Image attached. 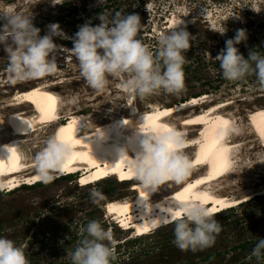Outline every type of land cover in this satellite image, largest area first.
<instances>
[{
  "label": "rangeland",
  "instance_id": "1",
  "mask_svg": "<svg viewBox=\"0 0 264 264\" xmlns=\"http://www.w3.org/2000/svg\"><path fill=\"white\" fill-rule=\"evenodd\" d=\"M0 9L33 16V24L41 30V36L50 34V25L59 24L63 32L72 38L79 27L89 21L92 26L99 25L101 21L97 17L101 13L109 19L117 11L125 15L138 14L142 22L138 39L153 51L158 46V34L172 30L177 21L184 23L196 39L186 52L183 67L185 89L178 95L161 92L143 99L130 97L122 91L120 80L110 84L105 93L97 94L79 76L78 62L70 50L72 39L59 37L53 38L61 49L56 53L57 73L24 82L26 88L22 91L51 85L65 101L64 105L68 103V107L64 108L70 113L64 109L63 119L66 120L68 113L79 111L80 117L94 126L107 123L115 116H125L132 106L139 113H144L154 109L155 104L172 107L193 97H197L201 104L207 96V104L187 108L176 117V123L184 124L183 117L193 116L196 112L205 113L211 106L229 102L227 113L233 130L229 140L241 148L238 147L240 150L234 159L232 173L215 186L225 190L224 194L230 198L244 201L214 215L222 231L212 247L196 252L181 251L173 243V224L147 235L139 229V232L122 230L112 217L116 214L112 212L110 202L128 201L135 197L127 196L134 180L123 183L126 179L122 176L119 181V176H116L90 185L91 182L83 175V180H80L75 176L60 178L55 173L50 183L0 194V236L23 247L30 264H70L66 249H73L85 235L81 230L89 221L96 220L112 232L117 242L115 264H230L233 258L237 260L233 264L244 258L246 262H252L251 252L258 239L264 238V149L255 147L251 142L254 138L241 140L236 133L251 132L253 123L248 118L255 110L264 108V89L257 85L254 76L242 82L226 81L214 57L225 48V41L232 39L239 29L247 32V40L236 45L240 53L247 58L251 51L257 50L264 56V0H106L103 5L99 0H64L63 4L57 5H53L51 0H12L10 3L0 0ZM3 23L0 20V27ZM220 31L226 32L222 35ZM5 55L0 48V99L1 96L19 94L15 88L22 84L11 82ZM5 82L7 86L4 87ZM21 107L17 108L22 110ZM198 129L191 139L198 138L201 132ZM191 130H186V134ZM50 134L39 135L42 139H36L32 134L33 137L22 141L33 142L36 139L37 142H45ZM36 146L37 143L32 147ZM190 153L191 159L194 151ZM193 170H198V173L191 171L186 182L163 185L159 196H166L201 173L200 167ZM93 188L105 197L99 206L89 199V190ZM120 215L115 218L119 219ZM143 235L147 236L139 237ZM245 243L249 244L248 249L242 251L239 247ZM259 263L263 264L264 260Z\"/></svg>",
  "mask_w": 264,
  "mask_h": 264
},
{
  "label": "clouds",
  "instance_id": "2",
  "mask_svg": "<svg viewBox=\"0 0 264 264\" xmlns=\"http://www.w3.org/2000/svg\"><path fill=\"white\" fill-rule=\"evenodd\" d=\"M105 2L99 0L101 5ZM51 3L63 4L64 0H51ZM97 18L101 21L99 25L92 26L90 21L81 25L74 38L68 37L59 24L50 25V34L41 36V30L33 24V16L0 9V20L4 21L0 27V48L6 53L4 57L7 58L11 82L24 83L57 73L56 53L61 49L53 38L59 37L72 39L70 50L78 62L79 76L97 94L105 93L116 80L121 81L126 95L140 99L161 92L178 95L184 91L185 56L192 47L191 42L196 39L184 23L177 21L172 30L158 34V46L153 51L138 39L142 30L138 14L125 15L117 11L111 19L104 13ZM225 32L219 33L223 35ZM246 40V30H237L232 39L225 41V48L214 59L218 61L226 81L242 82L254 76L257 85L264 89V56L255 50L245 58L236 47ZM230 131L222 128L220 133L224 136ZM138 135L140 150L133 157L123 154V159L128 162L140 188L152 192L167 182L183 183L193 169V162L185 152L184 133L175 127L149 128L145 123L139 128ZM73 152L74 145L60 134H53L35 155V168L43 182L22 184L11 192L0 191V194L50 183L55 173L64 170ZM66 177L70 176H60ZM89 199L99 206L105 197L93 188L89 190ZM162 223L173 224V243L181 251L196 252L210 248L222 231L213 212L199 199L178 203L176 210L169 209V215ZM159 226L153 221L154 228ZM81 231L85 233L84 237L73 249H66L70 264H115L117 242L111 231L96 220L89 221ZM251 258L257 262L264 260V238L258 239ZM0 264L30 262L23 247L0 236Z\"/></svg>",
  "mask_w": 264,
  "mask_h": 264
},
{
  "label": "bare ground",
  "instance_id": "3",
  "mask_svg": "<svg viewBox=\"0 0 264 264\" xmlns=\"http://www.w3.org/2000/svg\"><path fill=\"white\" fill-rule=\"evenodd\" d=\"M7 82L3 85L4 87L7 86ZM23 88H26L23 83L18 84L15 90L19 91V94L1 96L0 99L1 190L13 189L22 183L33 184L37 181H43L36 172L35 155L43 147L44 142L38 141V144L36 139H42V137L39 138V135L42 136L43 134L51 133L50 136L57 133L61 134V129H64V135H71L72 140L78 141V143L74 145V152L70 158L71 162L67 163L62 172H57L56 176L60 177L77 171H84L82 175L88 178L91 182L90 185L116 176H119V181L120 177L123 176L126 179L123 183H131L134 180L130 186L131 189L127 190V196L135 195L133 199L110 202L112 212L116 215L121 214L119 219L115 218L116 215L112 217L124 230L139 232L137 230L139 229L143 233V229L148 227L149 231L147 232L151 233L165 225L162 220L168 217L169 209L174 211L178 203L191 199L201 200V198L207 197L206 204H213L212 208L209 209H215L214 215L244 202L241 199L230 198L227 196L228 194H224L225 190L216 189L215 186L221 179L229 177L232 173L235 167L234 159L240 150L238 144L229 140L233 130L222 137L218 135L222 128L231 129L230 116L227 113L229 102L211 106L205 113L204 111L202 113L196 112L193 116L183 117L181 119L184 124L176 123V117L185 109H190L191 105L198 104L192 107L194 109L202 103V106L207 104V96H204L205 100H202L201 104L197 97H193L172 107H160L155 104L154 109L144 113H139L132 106L130 112H127L125 116H115L107 123L94 126L92 123L87 124L80 117L79 111L69 114L70 110L65 109L68 107V103L66 102L67 104L64 105L65 101L56 93L55 87L40 85L22 91ZM12 96L13 100L11 99ZM12 101L14 104H11ZM21 105L25 107L22 108ZM17 107H21L22 110ZM64 109L69 112L66 120L62 116ZM46 115L49 118H46ZM224 121L228 122L227 125H224ZM248 121L253 123L251 132L236 133V136L241 140L254 138L251 142L255 147L264 149V108L252 112ZM145 123L149 128L154 126L156 128L175 127L184 135L188 132L186 130L193 129L186 134L188 137L185 136V152L190 157V151H194L191 160L193 168L199 169L200 167V176L197 175L187 184L162 198L159 194H161L160 189L163 185L158 190L145 192L134 179L128 162L123 159V154L127 153L129 157H133L140 150L138 130ZM29 124L31 125L30 128ZM197 128L201 130L198 138L191 139L190 137L196 136ZM32 134L36 138L34 143L28 140V142L22 141L29 136L31 137ZM35 143L37 146L34 148L32 146ZM198 160L200 163H197ZM192 173L197 174L198 170L192 169ZM81 176L79 178L83 180L84 177ZM177 197H181V199L177 200ZM153 221L159 223L160 226L154 228ZM147 232L143 234H149Z\"/></svg>",
  "mask_w": 264,
  "mask_h": 264
},
{
  "label": "snow or ice",
  "instance_id": "4",
  "mask_svg": "<svg viewBox=\"0 0 264 264\" xmlns=\"http://www.w3.org/2000/svg\"><path fill=\"white\" fill-rule=\"evenodd\" d=\"M46 118H49V117H47V115H46ZM224 123V125H227V121H224L223 122ZM29 126V128L31 127V125L29 124L28 125ZM155 127V126H154ZM156 128V127H155ZM64 129H61V137L65 140V141H67L68 143H70V144H72V145H75L76 143H78V141H73L72 140V137H71V135H64ZM220 137H222V134L221 133H219L218 134ZM202 151H203V148H202ZM71 161L69 160L68 161V163H70ZM197 163H200V161L198 160L197 161ZM66 166H67V164L65 165V167H64V169L66 168ZM225 166H226V162H225ZM82 183H83V181H82ZM187 191V190H186ZM181 199V197H177V200H180ZM201 200H203L205 203L207 202V197H203V198H201ZM217 203H222V202H217ZM210 211H214L215 209H209ZM178 214V213H177ZM143 231L144 232H147V231H149V228L148 227H145L144 229H143Z\"/></svg>",
  "mask_w": 264,
  "mask_h": 264
},
{
  "label": "trees",
  "instance_id": "5",
  "mask_svg": "<svg viewBox=\"0 0 264 264\" xmlns=\"http://www.w3.org/2000/svg\"><path fill=\"white\" fill-rule=\"evenodd\" d=\"M8 3H10V2H12V0H6ZM76 11V10H75ZM63 19V18H62ZM35 27H37L38 28V26H35ZM264 47V46H263ZM187 100H185V102H186ZM182 103V102H181ZM52 182V181H51ZM44 184H47V183H39V184H37L36 186H40V185H44ZM26 187H28V186H26ZM25 188V187H24ZM30 188V187H29ZM239 206V205H238ZM139 237H142V236H139ZM248 245L249 244H247V243H245L244 245H241L239 248L240 249H242V251H246L247 249H248ZM215 257V256H214ZM212 257L210 256V259H211ZM237 261L236 259H232L231 261H230V264H233L235 261ZM256 261V259L255 258H253L252 259V262L250 261V262H246L245 261V258H244V260H241V261H238V263H236V264H262V263H256L255 262ZM255 262V263H254ZM264 264V263H263Z\"/></svg>",
  "mask_w": 264,
  "mask_h": 264
}]
</instances>
